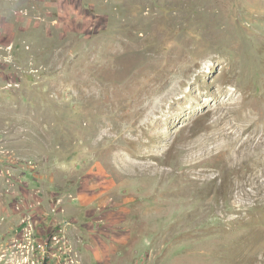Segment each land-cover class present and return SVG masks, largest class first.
<instances>
[{"label": "rangeland", "instance_id": "1", "mask_svg": "<svg viewBox=\"0 0 264 264\" xmlns=\"http://www.w3.org/2000/svg\"><path fill=\"white\" fill-rule=\"evenodd\" d=\"M0 264H264V0H0Z\"/></svg>", "mask_w": 264, "mask_h": 264}, {"label": "built area", "instance_id": "2", "mask_svg": "<svg viewBox=\"0 0 264 264\" xmlns=\"http://www.w3.org/2000/svg\"><path fill=\"white\" fill-rule=\"evenodd\" d=\"M52 239L56 240V242L59 243V247L63 251V254L65 255L66 249L68 246L66 240H64V238H60L58 234H54V236H52ZM38 247H40L43 251H45L46 245H44L43 243H40Z\"/></svg>", "mask_w": 264, "mask_h": 264}]
</instances>
